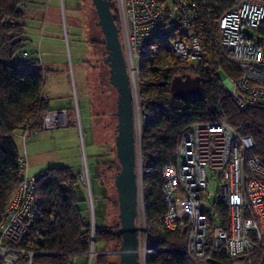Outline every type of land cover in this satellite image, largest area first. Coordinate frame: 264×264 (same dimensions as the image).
Here are the masks:
<instances>
[{
    "label": "built area",
    "instance_id": "2783aa9c",
    "mask_svg": "<svg viewBox=\"0 0 264 264\" xmlns=\"http://www.w3.org/2000/svg\"><path fill=\"white\" fill-rule=\"evenodd\" d=\"M113 3L132 93L138 90L141 53L156 35L176 29L182 34V38L172 42L176 56L190 61L202 58L203 48L196 34L197 0H113ZM263 18L264 0H234L217 20L219 48L239 69V75H227L220 85L240 109H264V40L255 31ZM40 120L45 130L69 125L68 111L63 108L47 110ZM138 127L140 143L141 127ZM18 132L23 144L36 135L26 128ZM180 136L172 160L164 162L160 169L164 205L160 218L170 230L177 225L184 227L187 264H206L211 260L214 264H264L263 259L253 260L264 244L261 178L264 166L251 154L255 145L252 136L239 134L226 122L224 113L216 121L194 120ZM19 166L21 182L8 199L0 220V264H32L36 254L41 253L34 244L38 242L39 230L32 229L41 217V199L35 188L37 177L28 176L25 152L20 156ZM138 172L142 178L136 215L140 240L137 262L148 264L147 256L155 247L147 243L141 150ZM211 177L218 180L215 193L207 191ZM78 182L89 187V174L84 166L79 170ZM210 195H214L212 202L208 200ZM89 230L87 250L66 253L73 255L69 264H76L79 256H86L84 264H119L118 247L96 246L94 220ZM99 254H114L117 259L97 262Z\"/></svg>",
    "mask_w": 264,
    "mask_h": 264
},
{
    "label": "trees",
    "instance_id": "16d2710c",
    "mask_svg": "<svg viewBox=\"0 0 264 264\" xmlns=\"http://www.w3.org/2000/svg\"><path fill=\"white\" fill-rule=\"evenodd\" d=\"M26 0H0V220L8 199L21 182L18 149L14 135L20 129L37 132L41 116L50 110L47 98H41L44 69L36 56L24 49L23 18ZM196 34L203 48L202 58L190 61L176 56L172 42L182 38L176 29L156 35L141 53L139 93L145 104L141 123V160L143 188L147 205V239L154 248L147 256L148 264H187L184 252V227L175 230L163 226L160 215L162 202L161 166L171 161L183 129L194 122L216 121L224 113L226 122L242 135L252 136L256 155L264 166V109L237 108L222 89L219 72L239 75L238 67L223 55L217 40V23L223 9L234 0H197ZM23 5V6H20ZM117 22L115 4L109 0ZM264 40V18L255 28ZM23 52H26L25 55ZM28 58V59H27ZM25 59V60H23ZM174 75L199 76L201 93L176 97L170 89ZM70 166H50L36 178V193L41 199V217L32 227L39 230L32 264H69L68 252L85 251L89 246V224L81 217L77 206L75 185L78 174ZM264 182V177H261ZM117 207V200H115ZM119 210V209H118ZM223 213L225 209L222 208ZM119 219L108 227H95V241L100 249L116 248L121 242ZM254 261L264 260V244L254 254ZM225 260V258L220 257ZM96 261L108 262L107 254ZM206 264H214L211 261Z\"/></svg>",
    "mask_w": 264,
    "mask_h": 264
},
{
    "label": "rangeland",
    "instance_id": "374dc122",
    "mask_svg": "<svg viewBox=\"0 0 264 264\" xmlns=\"http://www.w3.org/2000/svg\"><path fill=\"white\" fill-rule=\"evenodd\" d=\"M30 3L37 10L26 12L23 18L24 46L31 52L30 57L36 55L40 59L42 56L43 90L50 97L47 99L48 107L66 108L70 118L68 127L38 130V137L60 132L66 137V148L59 147L56 141L53 143V153L57 157L49 160L51 165L42 170L67 165L76 173L80 167H86L89 187L81 186L78 181L75 185L81 217L90 226L93 211L95 227H108L118 219L113 184L120 166L114 144L117 117L113 112L117 94L115 87L108 82V66L101 60L104 39L95 25L94 5L91 0H30ZM40 45L43 53L39 50ZM47 48L55 54L47 53ZM218 74L221 81H226L227 77L222 72ZM138 78L139 81L140 76ZM136 93L141 106V126L146 116L145 104L139 88ZM132 104L135 113L134 98ZM14 142L20 153L19 138L14 136ZM217 186L218 180L211 177L207 191L215 193ZM208 200L212 202L214 195L208 196ZM96 246L105 247L100 241ZM116 259V255H108V262ZM85 261L86 256H79L76 264H84Z\"/></svg>",
    "mask_w": 264,
    "mask_h": 264
},
{
    "label": "water",
    "instance_id": "95a60500",
    "mask_svg": "<svg viewBox=\"0 0 264 264\" xmlns=\"http://www.w3.org/2000/svg\"><path fill=\"white\" fill-rule=\"evenodd\" d=\"M97 18L96 25L100 27L104 38L103 60L108 66V81L115 87L116 109L113 115L117 117L115 124L114 144L119 168L113 180L117 195V218L119 219V234L121 242L119 249V264H138L136 251L138 228L136 226L137 202L139 197L141 175L139 169L140 150L137 149V131L139 123L133 113V93L128 80L126 62L124 59L118 29L112 15L109 0H91ZM170 89L179 98L189 94L201 93L199 76L174 75L170 79Z\"/></svg>",
    "mask_w": 264,
    "mask_h": 264
},
{
    "label": "crops",
    "instance_id": "0c3cea01",
    "mask_svg": "<svg viewBox=\"0 0 264 264\" xmlns=\"http://www.w3.org/2000/svg\"><path fill=\"white\" fill-rule=\"evenodd\" d=\"M26 4L24 5V11L25 12H28V11H31L32 9L34 10H37V7H34L33 5H31L30 3V0H26L25 1ZM93 12L95 13V9L93 7ZM95 16H96V13H95ZM97 16H96V21H97ZM96 21H95V25H96ZM96 27L98 28V31H99V34H101V38H103V34H102V31L100 29V27H98L96 25ZM24 37V36H22ZM25 39V38H24ZM104 39V38H103ZM102 39V40H103ZM23 42L25 43V40H23ZM48 47V46H47ZM49 48V47H48ZM47 48V53L49 54H55L53 51H50V49ZM24 49L25 50H28L27 48H25L24 46ZM39 50L42 52V48H41V45L39 46ZM29 52V50H28ZM101 52H103V49L101 48ZM31 53V52H30ZM43 53V52H42ZM40 55V54H39ZM36 56V55H34ZM40 57V56H39ZM38 59V58H37ZM49 59V56L47 57V60ZM39 60V63H41V60H42V56L40 57ZM103 61V53H102V59ZM105 63V62H104ZM52 64H55L52 62ZM106 64V63H105ZM42 65V63H41ZM107 65V64H106ZM53 66V65H52ZM43 67V66H42ZM101 71V69H100ZM107 71H108V68H107ZM109 72V71H108ZM109 77V76H108ZM109 82V81H108ZM43 84L44 82H42L41 86H42V90H41V95L43 97H46L47 99H49V95L48 93H46L44 90H43ZM111 84V83H110ZM45 98V99H46ZM49 108V107H48ZM59 109V108H58ZM63 109H66V108H63ZM67 110V109H66ZM69 115V114H68ZM79 116H80V113H79ZM69 118V117H68ZM70 126V118H69V125ZM68 126H65V127H68ZM56 129V128H54ZM18 133L19 132H16L14 136L18 137ZM76 133V132H75ZM72 134L73 137H75L74 135L76 134ZM71 134V132H70ZM69 134V135H70ZM39 135V131L36 132V135L33 139H27L25 141V144H23L19 138V148L21 149V152L19 153V149H18V155L22 156V154L25 152L26 154V158H27V165H28V176L29 177H38V174L43 171L42 169L48 167L49 165H51L49 162V160H52L53 158L57 157V155L55 153H53V150H54V142H58L59 143V147L61 148H66L65 147V144H64V140H66V137L62 136L61 135V132L59 134L57 133H54L53 136H47L46 134H41L42 136L41 137H38ZM70 139V137L68 138ZM16 146H17V143H16ZM37 147H38V150H37ZM32 148H36L35 150H32ZM42 151V152H41ZM82 167H80L79 169H81ZM79 172V170H78ZM79 174V173H78ZM80 184V183H79ZM81 185V184H80ZM85 188H88L86 186H84ZM90 218L92 220H95L94 219V214H93V211H92V215L90 216ZM95 225V223H94Z\"/></svg>",
    "mask_w": 264,
    "mask_h": 264
},
{
    "label": "bare ground",
    "instance_id": "6f19581e",
    "mask_svg": "<svg viewBox=\"0 0 264 264\" xmlns=\"http://www.w3.org/2000/svg\"><path fill=\"white\" fill-rule=\"evenodd\" d=\"M133 98H134V104H135V113H134V115L136 116V122L139 123L140 117H141V115H140L141 106L139 104V98H138V96H137V94L135 92L133 93ZM137 149H139V150L142 151V149H141V142L140 143L139 142L137 143Z\"/></svg>",
    "mask_w": 264,
    "mask_h": 264
},
{
    "label": "flooded vegetation",
    "instance_id": "af4514ba",
    "mask_svg": "<svg viewBox=\"0 0 264 264\" xmlns=\"http://www.w3.org/2000/svg\"><path fill=\"white\" fill-rule=\"evenodd\" d=\"M103 46H104V43H103ZM102 49L104 50V47Z\"/></svg>",
    "mask_w": 264,
    "mask_h": 264
},
{
    "label": "clouds",
    "instance_id": "9594fccd",
    "mask_svg": "<svg viewBox=\"0 0 264 264\" xmlns=\"http://www.w3.org/2000/svg\"><path fill=\"white\" fill-rule=\"evenodd\" d=\"M116 23V22H115ZM139 125H140V121H139Z\"/></svg>",
    "mask_w": 264,
    "mask_h": 264
}]
</instances>
